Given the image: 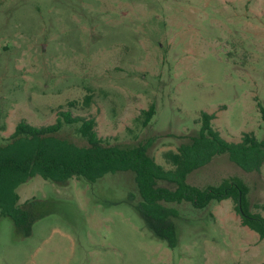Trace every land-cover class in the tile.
<instances>
[{
  "label": "rangeland",
  "instance_id": "rangeland-1",
  "mask_svg": "<svg viewBox=\"0 0 264 264\" xmlns=\"http://www.w3.org/2000/svg\"><path fill=\"white\" fill-rule=\"evenodd\" d=\"M260 106L264 0H0L2 142L23 120L47 126L70 111L95 119L106 144L149 143V155L170 168L165 154L198 135L202 112L216 116L213 128L229 142L264 139ZM78 127L57 136L84 146ZM230 177L248 186L252 212L264 216V165L249 173L224 155L187 182L205 189ZM18 194L33 201L37 220L27 237L0 216V264H264V240L242 226L232 200L166 204L179 212L171 249L138 212L132 171L94 183L36 176Z\"/></svg>",
  "mask_w": 264,
  "mask_h": 264
},
{
  "label": "trees",
  "instance_id": "trees-1",
  "mask_svg": "<svg viewBox=\"0 0 264 264\" xmlns=\"http://www.w3.org/2000/svg\"><path fill=\"white\" fill-rule=\"evenodd\" d=\"M92 96L85 98L89 107ZM69 105L74 107L75 102ZM264 120V107L260 106ZM148 125L155 115V107L142 112ZM214 114L202 112L201 128L190 143L181 144L176 152L165 154L171 164L165 168L149 155V143L131 148L109 145L96 131V120L74 117L70 111H60L54 124L33 126L19 122L9 139L0 138V216L10 218L25 236L32 234L37 220L32 212L33 201L20 204L18 189L36 176L46 181L64 184L73 178L94 183L107 174L132 171L138 188V212L149 230L171 249L178 245L175 219L177 209L166 204L191 203L197 209L207 208L211 202L232 200L241 224L264 240V216L252 212L248 199L249 188L239 178L224 179L219 186L200 189L190 185V174L211 163L215 158L228 155L231 162L246 172H261L264 165V139L245 133L240 142H229L213 128ZM65 125H79L77 132L86 141L79 146L57 136ZM160 182L175 188L161 186Z\"/></svg>",
  "mask_w": 264,
  "mask_h": 264
},
{
  "label": "crops",
  "instance_id": "crops-1",
  "mask_svg": "<svg viewBox=\"0 0 264 264\" xmlns=\"http://www.w3.org/2000/svg\"><path fill=\"white\" fill-rule=\"evenodd\" d=\"M21 187V186H20ZM21 203V202H20ZM21 204H23V203H21Z\"/></svg>",
  "mask_w": 264,
  "mask_h": 264
}]
</instances>
